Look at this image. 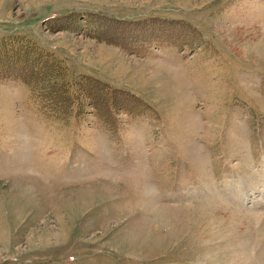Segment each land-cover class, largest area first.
I'll use <instances>...</instances> for the list:
<instances>
[{
  "label": "rangeland",
  "instance_id": "rangeland-1",
  "mask_svg": "<svg viewBox=\"0 0 264 264\" xmlns=\"http://www.w3.org/2000/svg\"><path fill=\"white\" fill-rule=\"evenodd\" d=\"M0 264H264V0H0Z\"/></svg>",
  "mask_w": 264,
  "mask_h": 264
},
{
  "label": "trees",
  "instance_id": "trees-1",
  "mask_svg": "<svg viewBox=\"0 0 264 264\" xmlns=\"http://www.w3.org/2000/svg\"><path fill=\"white\" fill-rule=\"evenodd\" d=\"M38 58H39V55H38L37 58H34V57H33V59L36 60V61L38 60ZM42 58H43V56H42ZM45 59H46V58H45ZM46 60H47V59H46ZM45 63H47V62H44L43 64L46 65ZM46 66H47V65H46ZM32 71H34V69H32ZM27 73H28V74H27V77H28L29 74H30V71H27ZM34 73H35V72H34ZM18 75L21 76L22 74L19 73V74H17V76H18ZM24 75H25V74H23V76H24ZM23 76L21 77L22 80H23V78H24ZM27 77H26V78H27ZM33 77H34V76H33ZM33 77H30V78H31V79H34ZM26 78H25V79H26ZM24 81H25V80H24ZM29 81H30V80H29ZM29 81H26V82H29ZM54 96L57 97V95H54ZM64 99L67 100L68 97L66 96V98H64ZM64 107L66 108L67 105H65Z\"/></svg>",
  "mask_w": 264,
  "mask_h": 264
}]
</instances>
